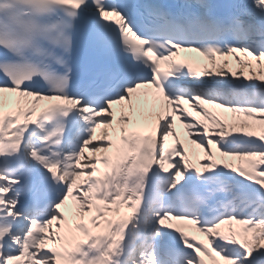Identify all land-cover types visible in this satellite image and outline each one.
Segmentation results:
<instances>
[{
    "label": "snow or ice",
    "instance_id": "snow-or-ice-1",
    "mask_svg": "<svg viewBox=\"0 0 264 264\" xmlns=\"http://www.w3.org/2000/svg\"><path fill=\"white\" fill-rule=\"evenodd\" d=\"M0 264H264V0H0Z\"/></svg>",
    "mask_w": 264,
    "mask_h": 264
}]
</instances>
